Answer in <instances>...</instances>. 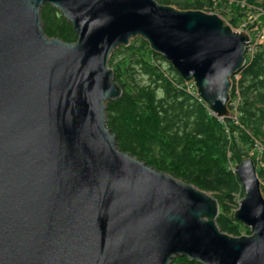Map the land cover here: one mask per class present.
<instances>
[{"label": "water", "instance_id": "obj_1", "mask_svg": "<svg viewBox=\"0 0 264 264\" xmlns=\"http://www.w3.org/2000/svg\"><path fill=\"white\" fill-rule=\"evenodd\" d=\"M51 6L76 42L45 36ZM134 39L230 119L231 79L246 32L215 14L155 0H0V264H264V194L250 158L234 168L243 192L233 219L217 201L122 152L106 127L121 90L108 67Z\"/></svg>", "mask_w": 264, "mask_h": 264}, {"label": "trees", "instance_id": "obj_2", "mask_svg": "<svg viewBox=\"0 0 264 264\" xmlns=\"http://www.w3.org/2000/svg\"><path fill=\"white\" fill-rule=\"evenodd\" d=\"M180 11L215 13L228 8L230 27L246 22V6L264 12V0H155ZM217 1V3H216ZM223 1V2H222ZM45 36L75 43L73 28L49 5L40 9ZM264 19V18H263ZM255 25V23H254ZM264 36V27H263ZM121 96L106 104V127L118 148L147 166L212 194L221 232L240 237L249 230L233 219L243 192L234 168L250 158L256 165L264 194V39L246 52L244 68L231 79L230 119H218L148 44L134 39L113 52L108 62ZM237 77V79H236ZM236 104L233 108L232 104ZM171 264H197L174 258Z\"/></svg>", "mask_w": 264, "mask_h": 264}, {"label": "rangeland", "instance_id": "obj_3", "mask_svg": "<svg viewBox=\"0 0 264 264\" xmlns=\"http://www.w3.org/2000/svg\"><path fill=\"white\" fill-rule=\"evenodd\" d=\"M227 1V4L228 5H230V3H229V1L228 0H226ZM223 2V1H222ZM216 3H217V1H216ZM173 8H175V9H177L175 6H172ZM245 9H248V10H250V11H246L245 13H246V21L248 22V23H251V24H253V23H261L264 19H263V17L264 16H262V15H257V14H255L254 12H256V10L257 9H259L258 7H255V6H248L247 5V7H245ZM208 13V12H207ZM209 14H215V15H217L218 17H220L224 22H225V24L226 25H229L230 26V20L231 19H233V17H234V14L233 13H231V10L230 9H228V8H222L221 10H217L215 13H210L209 12ZM240 25H241V23L239 22V26H238V28L237 29H234V28H232V27H230L234 32H237V33H240V31H239V27H240ZM243 25V24H242ZM241 25V26H242ZM251 25H249V27H250ZM242 32H244V29L243 30H241ZM253 32H252V35H251V39H252V41H255L256 40V38H257V36H258V34H259V28H254L253 30H252ZM252 46V49H253V45H251ZM251 50V49H250ZM249 50V51H250ZM164 65H169V64H167L165 61H164ZM170 66V65H169ZM236 79H237V77H236ZM232 106H233V108H236V104L235 103H233L232 104ZM210 196H212V194H210ZM236 203L237 204H239V202L238 201H236ZM236 209H234V211H235ZM242 236H245V234H243Z\"/></svg>", "mask_w": 264, "mask_h": 264}, {"label": "built area", "instance_id": "obj_4", "mask_svg": "<svg viewBox=\"0 0 264 264\" xmlns=\"http://www.w3.org/2000/svg\"><path fill=\"white\" fill-rule=\"evenodd\" d=\"M229 1V3H233L234 2V0H228ZM240 7L241 8H245V7H247L245 4H243V3H241L240 4ZM258 10V9H257ZM256 10V11H257ZM257 14V13H256ZM257 15H262V16H264V12H260V11H258V14ZM264 18V17H263ZM243 24V25H242ZM241 25H240V27H239V31L240 32H242L241 30H243L244 29V32H246L247 34H248V36H249V40H250V43H249V45L246 47V52L247 53H251V51L253 50L252 49V46L251 45H257V44H260V43H262L263 42V39H264V36H263V27H264V20L261 22V23H255V25H254V23L253 24H251V23H248L247 21L245 22V23H242ZM249 25H251L250 27H249ZM254 28H259V34H258V36H257V38H256V40L255 41H252V39H251V35H252V30L254 29ZM254 48V47H253ZM251 49V50H250ZM250 50V51H249Z\"/></svg>", "mask_w": 264, "mask_h": 264}]
</instances>
